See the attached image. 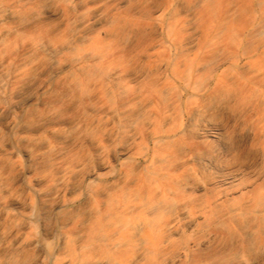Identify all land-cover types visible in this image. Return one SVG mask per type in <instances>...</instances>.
I'll use <instances>...</instances> for the list:
<instances>
[{
  "label": "rangeland",
  "instance_id": "1",
  "mask_svg": "<svg viewBox=\"0 0 264 264\" xmlns=\"http://www.w3.org/2000/svg\"><path fill=\"white\" fill-rule=\"evenodd\" d=\"M135 1L115 0L113 8L105 10V0H90L82 10L77 0H59L57 31L42 46L43 89L22 91L25 105L10 104L17 100L9 90L0 89V179L10 177V168L16 166L26 179L132 178L138 186L133 201L140 216L162 209L160 197L151 190L156 184L173 182L183 193L217 192L219 204L234 199V223L246 221L244 240L236 243L230 234L195 233L206 214L190 209L165 235L172 246L165 264H194L199 257L209 260L216 251L229 264H264L258 210V199L264 195V0H137V17L131 19ZM116 14L117 32L125 39L123 73L108 78L101 68L98 39L115 32ZM131 35L138 37V53L131 48ZM210 39L229 55L244 53L235 71L243 76L244 85L253 88L258 83L260 90L256 95L249 89L250 99L244 100L233 122L203 124L186 138L181 128L166 130L172 123L164 117L176 115L185 96L164 100L158 88L169 69L162 56L181 50L193 59L195 50ZM132 53L137 55L131 57ZM248 60L257 61L258 70L238 69ZM8 78L1 66L0 85ZM106 86L110 95L103 98L99 88ZM88 137L99 141L90 146L89 169H52L50 159L63 152L77 156L74 161L84 159ZM13 153L17 163L11 159ZM83 200L76 196L75 203ZM182 203L171 202L172 210L183 213L178 207ZM30 220L33 228L34 219ZM250 236L256 240L253 255L235 259ZM148 237L140 233V239ZM148 252L140 251V264L147 263Z\"/></svg>",
  "mask_w": 264,
  "mask_h": 264
},
{
  "label": "crops",
  "instance_id": "2",
  "mask_svg": "<svg viewBox=\"0 0 264 264\" xmlns=\"http://www.w3.org/2000/svg\"><path fill=\"white\" fill-rule=\"evenodd\" d=\"M77 1L82 10L90 4V0ZM113 1L105 0V10L113 8ZM137 2H134L131 19L137 17ZM58 11L59 0H0V67L3 66L9 74L8 81L3 82L0 89L9 90L17 100L10 104L25 105L28 102L22 91L43 89L42 46L44 40H53L59 24ZM118 21L120 18L116 14L112 21L115 32L102 34L98 39L101 68L108 78L123 73L125 39L117 32ZM130 41L131 48L133 46L134 52L138 53L137 35H131ZM206 42L195 50L193 59L181 50L166 51L162 56L169 69L168 76L158 88L162 90L164 100L176 101L185 96L183 103L180 100L177 114L164 117L166 123H172L166 130L181 128L186 138L203 124L233 122L236 111L242 112L244 100L250 99L249 89L256 95L260 90L258 83L253 88L244 85L243 76L235 71L234 67L243 59L244 53L229 55L216 49L213 39ZM258 68L259 63L251 60L238 67L241 71ZM130 71L134 72L132 68ZM99 89L103 98L110 95L109 86ZM151 90L154 98L155 87ZM98 142H92L88 137L84 141V159L74 161L77 156L63 152L62 156L50 159V166L62 171L79 166L89 169L90 146ZM16 155L13 153L11 159L17 163ZM10 170V177L0 179V264H140L142 249L149 251L145 264H165L172 247L165 235L190 209L206 214V220L196 226L195 233L229 234L236 224L234 199H223L219 204L220 194L217 192L183 193L177 190L176 183L156 184L151 190L160 197L158 201L162 202V209L140 216L133 201L138 186L132 178L106 180L51 176L26 179L20 176L17 166ZM76 196H84V200L77 204ZM96 198L105 200L97 201ZM179 201L183 202L178 206L183 213L172 210L171 202ZM258 201L260 232H264V195ZM44 202H49V207ZM58 202L62 203L61 206L52 204ZM242 206L248 205H238L237 208ZM30 219H34L33 228ZM239 222L244 225L246 221L241 219ZM140 233L151 235V238L140 239ZM215 253L219 254L218 251L212 252L209 260L199 257L194 264H229L228 259L219 258Z\"/></svg>",
  "mask_w": 264,
  "mask_h": 264
},
{
  "label": "bare ground",
  "instance_id": "3",
  "mask_svg": "<svg viewBox=\"0 0 264 264\" xmlns=\"http://www.w3.org/2000/svg\"><path fill=\"white\" fill-rule=\"evenodd\" d=\"M236 143V142H235ZM227 149V148H226ZM232 151V150H231ZM215 168V167H214ZM190 174V173H189ZM188 174V176H190ZM201 175V174H200ZM203 175V174H202ZM198 176V175H197ZM208 176V175H207ZM185 210V209H184ZM237 224L235 225L236 227L233 228L232 231H230V237L231 239L234 240V242L236 243H241L243 238V234L245 233V231H243V224L241 222H236ZM256 242V240L254 238H252L251 236L248 238V244L245 248H242L241 250H237L235 253V259L237 258H244V257H250L253 255L254 251H255V246L254 243ZM219 255L218 253H215V256ZM234 258V257H233ZM231 258V259H233ZM264 258V257H263ZM262 258V259H263Z\"/></svg>",
  "mask_w": 264,
  "mask_h": 264
}]
</instances>
